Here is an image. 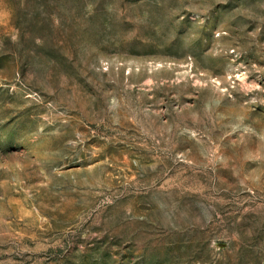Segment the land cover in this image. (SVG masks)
Instances as JSON below:
<instances>
[{"label": "rangeland", "instance_id": "374dc122", "mask_svg": "<svg viewBox=\"0 0 264 264\" xmlns=\"http://www.w3.org/2000/svg\"><path fill=\"white\" fill-rule=\"evenodd\" d=\"M0 264H264V0H0Z\"/></svg>", "mask_w": 264, "mask_h": 264}]
</instances>
